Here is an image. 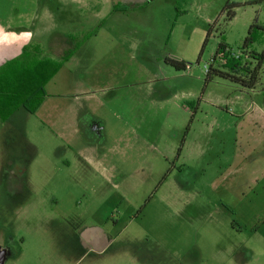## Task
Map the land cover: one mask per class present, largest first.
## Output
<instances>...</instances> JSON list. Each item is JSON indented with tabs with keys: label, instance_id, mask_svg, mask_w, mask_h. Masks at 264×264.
<instances>
[{
	"label": "rangeland",
	"instance_id": "1",
	"mask_svg": "<svg viewBox=\"0 0 264 264\" xmlns=\"http://www.w3.org/2000/svg\"><path fill=\"white\" fill-rule=\"evenodd\" d=\"M24 1L16 0L17 6ZM114 2L132 7L107 20L105 14L83 40L88 48L127 39L118 62L91 65L84 82L74 69L83 53L73 49L70 64L56 61L57 76L47 80L35 113L20 109L5 126L0 123V245L9 252L6 264H241L236 251L246 248L255 256L258 234L264 233L255 234L256 196L250 194L253 205L238 207L233 217L219 206L213 187L233 186L239 178L240 172L226 183V171L215 173L225 164L223 151L236 150L235 166L242 162L254 174L264 172V66L252 90L216 77L206 82L205 68L221 40L237 54L252 24L262 29L248 50L264 51V0ZM229 12L234 17L227 21ZM103 24L121 30L103 34ZM169 61H183L186 68L176 70ZM112 71L119 83L105 90ZM84 83L95 91L89 110L106 126L98 152L110 172L102 176L84 175L72 158L84 137L71 131L79 115L66 108L84 106ZM238 109L252 111L241 117ZM180 153L194 158L183 168ZM253 153L259 160L252 162ZM206 155L216 156L211 165ZM262 184H252L254 192ZM33 203L35 210L26 209Z\"/></svg>",
	"mask_w": 264,
	"mask_h": 264
},
{
	"label": "crops",
	"instance_id": "2",
	"mask_svg": "<svg viewBox=\"0 0 264 264\" xmlns=\"http://www.w3.org/2000/svg\"><path fill=\"white\" fill-rule=\"evenodd\" d=\"M114 1L115 0H25L19 8L16 4V0H0V71L11 61H18L24 64L36 58H48L54 62L58 60L65 62L64 60H67L66 57L71 55V51L77 49L76 54L81 51L83 55H80L81 61L80 59L77 61L74 69H77V73L79 72V75L76 77L81 78L84 76L85 82L91 65H97V62L98 65H104L105 61L110 63L118 62L120 57L125 54L122 50L124 49V51H126L125 46H127V39L123 38V40H119V38H115L104 41L105 44H88L89 52L88 48H86L87 44L84 45V43H88V41L84 42L83 40L84 36L96 27L97 23L103 19L102 17H104L105 14H107V20L108 17L113 18L116 14L118 15V13H121V15L125 14L132 7L130 4L125 3L115 4ZM106 20H103L102 23H104V21L106 22ZM104 24L103 28L102 26V29L100 28L103 34H114V30H121L118 26L104 27ZM129 29L130 28H123L122 32L127 33ZM81 35H83L82 39L78 40L77 38H81ZM98 35L99 32L97 36ZM74 41H76L75 47L73 44ZM117 41H121L122 43L118 44L116 43ZM119 45L121 46L118 47ZM130 46L131 44L129 43L128 47ZM117 52H119L120 55H118ZM70 62L71 57L70 60L65 62V65L70 64ZM115 75H117V72L112 71L111 83H105L103 85L105 90H112L114 89L113 84L116 83V81L119 83V77L114 79ZM56 76L57 74L54 77ZM100 77L103 79L105 77L102 71L100 72ZM84 87L86 89L84 90V106L82 104L80 106L66 108L72 109V111H70L72 115H76L77 113L79 115L78 118L74 116L76 123H72L71 131L80 132L84 137V145L82 144L78 150H74L72 158L75 156L74 162L78 163L82 167V170L84 169V175L100 176L101 173H104V170L110 172L105 168L106 157L98 152L100 146L107 138L105 137L106 126L104 119L94 116L87 106V100L95 91L87 88L86 83H84ZM20 109L23 108L14 111L8 120L13 115L17 114ZM257 110L262 113V109ZM251 111L252 109H244V111L238 109L237 112L235 111L234 113L237 116L243 117ZM8 120L5 122L0 121L1 125L5 126L4 124H6ZM211 145L212 144H210L209 147ZM249 146L250 144L246 141V147L248 148ZM261 147L264 148V143L261 144ZM221 153L225 155L223 159L225 164L220 165L215 173L218 175L226 171V183L227 179L236 178L238 172L240 173L235 185L219 188L213 187V193H215V195L217 193L220 196L219 206L232 216L234 215V210L238 207L239 209H246L248 205H253L250 194L256 196L255 207L257 210L256 217H258V223L255 234H258L261 229H264V184L255 192L253 190L254 186L251 185L254 184L255 186H259V184L264 183V172L254 174L255 171L250 172L249 169H246L248 165L244 166L242 162V166H235L236 150L234 152L230 151V153L227 152L226 154L224 151ZM206 156H208V163L211 165V161H214L216 156ZM248 156L249 155H247V158ZM190 158L194 159L188 155L186 157L181 153L179 154L178 161L179 164L182 165V168L185 167V160H189ZM251 158L253 159L252 162L254 160H259V156H256L254 153ZM204 169L203 167L202 170ZM84 189L88 188L84 186ZM181 191L184 193L185 190L181 188ZM217 197L218 196H216V198ZM189 205L190 203L182 202L180 206L187 207ZM213 205L217 206V203ZM34 207L35 205L33 203L26 206V209L33 208L35 210ZM244 222L243 220L240 223ZM258 240L260 244L257 247L255 256L246 248H244V251H242V249L241 251H236V255L240 257L241 264L247 263L250 259H255L258 264H264V233L258 234ZM241 248H243V246H241ZM85 250L86 252L84 255H88L91 248L88 247ZM232 251L230 254L233 253ZM236 257L237 256H235V259Z\"/></svg>",
	"mask_w": 264,
	"mask_h": 264
},
{
	"label": "trees",
	"instance_id": "3",
	"mask_svg": "<svg viewBox=\"0 0 264 264\" xmlns=\"http://www.w3.org/2000/svg\"><path fill=\"white\" fill-rule=\"evenodd\" d=\"M233 8L227 5L226 8ZM234 13H226V20L230 21ZM262 29L257 24L249 27L248 35L244 39L239 52L231 54L227 45L221 40L217 44L211 64L205 74L206 82L213 78L227 80L241 89L252 90L260 79V70L264 66V51L257 54L248 48L253 42L256 31ZM212 32L210 26L203 41L202 50ZM201 50V52H202ZM68 58V57H66ZM176 70H184L183 61H169ZM59 64L48 58H36L24 64L18 61L9 62L0 71V121L5 122L19 108L33 114L41 105L44 86L55 75Z\"/></svg>",
	"mask_w": 264,
	"mask_h": 264
},
{
	"label": "flooded vegetation",
	"instance_id": "4",
	"mask_svg": "<svg viewBox=\"0 0 264 264\" xmlns=\"http://www.w3.org/2000/svg\"><path fill=\"white\" fill-rule=\"evenodd\" d=\"M8 256H9V252L7 248L0 245V264H6Z\"/></svg>",
	"mask_w": 264,
	"mask_h": 264
},
{
	"label": "built area",
	"instance_id": "5",
	"mask_svg": "<svg viewBox=\"0 0 264 264\" xmlns=\"http://www.w3.org/2000/svg\"><path fill=\"white\" fill-rule=\"evenodd\" d=\"M205 69H206V72H207V67Z\"/></svg>",
	"mask_w": 264,
	"mask_h": 264
}]
</instances>
